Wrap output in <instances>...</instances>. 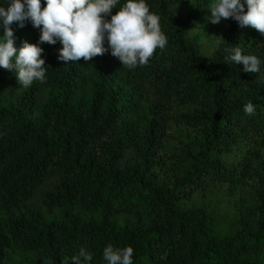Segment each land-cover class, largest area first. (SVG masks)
I'll use <instances>...</instances> for the list:
<instances>
[{
    "label": "trees",
    "instance_id": "trees-1",
    "mask_svg": "<svg viewBox=\"0 0 264 264\" xmlns=\"http://www.w3.org/2000/svg\"><path fill=\"white\" fill-rule=\"evenodd\" d=\"M209 1L146 0L167 44L143 66L63 64L44 42V82L0 68V264H75L81 247L106 264L109 243L133 264H264V73L224 51L264 60V36L223 19L202 54L189 31Z\"/></svg>",
    "mask_w": 264,
    "mask_h": 264
},
{
    "label": "clouds",
    "instance_id": "clouds-1",
    "mask_svg": "<svg viewBox=\"0 0 264 264\" xmlns=\"http://www.w3.org/2000/svg\"><path fill=\"white\" fill-rule=\"evenodd\" d=\"M207 8L210 23L232 18L238 26H250L264 36V0H211ZM25 21L39 28L38 41L24 40L16 46L12 25L23 27ZM44 42H59L57 60L63 64L81 57L87 61L108 51L122 66L132 69L146 65L155 50H163L167 37L159 16L150 11L146 0H44L43 7L41 0H4L0 4V68L12 70L20 86L27 88L34 81L44 82ZM224 51L227 62L241 64V71L264 73V60L246 54L238 43ZM255 111L253 101L243 105L246 115ZM132 257L133 248L129 245L109 243L102 249L101 258L106 264H133ZM70 260L91 264L92 253L81 247Z\"/></svg>",
    "mask_w": 264,
    "mask_h": 264
},
{
    "label": "rangeland",
    "instance_id": "rangeland-1",
    "mask_svg": "<svg viewBox=\"0 0 264 264\" xmlns=\"http://www.w3.org/2000/svg\"><path fill=\"white\" fill-rule=\"evenodd\" d=\"M211 0L209 1V3ZM208 3V5H209ZM208 5L203 9L201 13V20L194 25L189 35H198L197 42L199 44V51L202 54H209L211 49L215 46L216 42L223 35L225 30V23L223 19L219 23L213 24L207 20V16L210 14Z\"/></svg>",
    "mask_w": 264,
    "mask_h": 264
}]
</instances>
